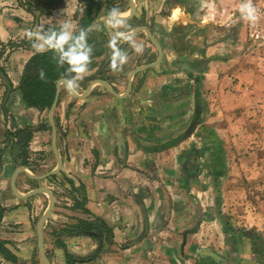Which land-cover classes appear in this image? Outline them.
Returning <instances> with one entry per match:
<instances>
[{
    "label": "crops",
    "instance_id": "obj_1",
    "mask_svg": "<svg viewBox=\"0 0 264 264\" xmlns=\"http://www.w3.org/2000/svg\"><path fill=\"white\" fill-rule=\"evenodd\" d=\"M38 1L0 0V70L11 84L5 99L0 77V264H44L42 216L50 264H258L251 242L236 239L214 212L198 147L193 135L183 137L204 94L216 115L207 120L224 124L227 101L264 73V33L250 35L244 0ZM252 5L262 9L264 0ZM256 18L264 28V10ZM63 20L88 31L93 53L82 78L61 77L53 135L50 107L28 105L19 86L36 53L28 31ZM106 24L115 33L137 30L118 36ZM142 27L161 56L130 77L135 65L120 72L113 63L121 45L130 44L122 60H133L136 41L153 62L159 57ZM164 66L171 68L157 72ZM36 188L51 193L52 207ZM83 223L92 229L79 230Z\"/></svg>",
    "mask_w": 264,
    "mask_h": 264
},
{
    "label": "rangeland",
    "instance_id": "obj_2",
    "mask_svg": "<svg viewBox=\"0 0 264 264\" xmlns=\"http://www.w3.org/2000/svg\"><path fill=\"white\" fill-rule=\"evenodd\" d=\"M37 2L39 1L30 0L32 6H38ZM58 2L59 0H45L41 3L53 5ZM111 3L122 6L127 4V0H111ZM90 25L95 26L94 21ZM100 28L98 23V29ZM124 28L125 26H121V29ZM140 36L147 42L143 30ZM129 45L125 43L116 50L118 57L113 55V63H117L116 67L120 72L132 65L137 68L154 61V55L143 46V41H136L131 45L135 48L133 60H122V55L127 57L124 54ZM105 46L108 45L105 43ZM254 51L253 53H258ZM249 59L251 62L248 63L254 65L255 55L250 54ZM170 68L164 66L162 70L158 68L157 72H165ZM119 78V82L123 84V75ZM254 80L246 94L233 98L232 104L227 101L233 109L231 113L225 114L224 124L209 123L207 117L216 115H211L215 110L209 108L212 101L206 99L208 94H204L203 102L198 105V115L192 119L196 123L191 130L188 128L183 132V137L193 135L190 144L198 147V160L207 176L206 194L214 205V212L219 215L228 232L230 230L232 235L235 234L236 239L247 238L251 242L253 253L261 255L260 259L257 257L259 261L251 263L264 264V73L255 71L252 81ZM207 112L209 115H206ZM216 114L223 113L217 111Z\"/></svg>",
    "mask_w": 264,
    "mask_h": 264
},
{
    "label": "clouds",
    "instance_id": "obj_3",
    "mask_svg": "<svg viewBox=\"0 0 264 264\" xmlns=\"http://www.w3.org/2000/svg\"><path fill=\"white\" fill-rule=\"evenodd\" d=\"M240 10L246 19H254L252 0H244ZM27 38L36 53L53 52L61 66L68 64L70 70L81 78L87 72L93 53L92 46L88 44V31L77 30L70 20L56 24H37L33 30L28 31ZM121 58L125 57L122 55Z\"/></svg>",
    "mask_w": 264,
    "mask_h": 264
},
{
    "label": "trees",
    "instance_id": "obj_4",
    "mask_svg": "<svg viewBox=\"0 0 264 264\" xmlns=\"http://www.w3.org/2000/svg\"><path fill=\"white\" fill-rule=\"evenodd\" d=\"M23 69L19 86L21 97L28 105L39 108L50 107L55 96L57 80L73 73L68 64L61 66L50 51L35 53ZM80 228L79 230L92 229L89 223H83ZM68 264L74 263L70 260Z\"/></svg>",
    "mask_w": 264,
    "mask_h": 264
},
{
    "label": "water",
    "instance_id": "obj_5",
    "mask_svg": "<svg viewBox=\"0 0 264 264\" xmlns=\"http://www.w3.org/2000/svg\"><path fill=\"white\" fill-rule=\"evenodd\" d=\"M131 6H132V5H131ZM132 10H133V6H132V8H131V10H130V13L132 12ZM116 17H117V18H120V19L125 18V17H119V16H116ZM106 27H107V29H108V31H109L110 33H112V34L114 33V34H116V35H118V36H122V35L127 36V35H130V34H133L134 31L137 30V29H134L133 31H131V32L128 33V34H121V33H115V32H113V31L111 30V28L107 26V24H106ZM142 29H144V30L147 32V34L150 36V38L152 39V41H154L156 47H157L158 50H159V57H158V59H157L155 62H153V63H150V64H144V65H140V66H138L134 71L131 72L130 77L133 75V73H134L135 71H137V70H142V69L147 68L148 66H151V65L156 64V63L159 61L160 56H161V49H160V46L155 42V40H154L153 36L151 35V33L149 32V30L146 29V28H144V27H142ZM0 77H1V79H2V81H3V83H4V85L6 86L5 99H7V97L9 96V93H10V91H11V84H10L8 78L6 77V75H5V74L3 73V71H1V70H0ZM61 82H65V79L60 78V79L58 80L57 85H56L55 96H54V99H53L52 104H51V106H50V121H51V125H52L51 130L53 131V135L55 134V130H54L55 125H54V120H53V117H52L51 113H52V110H53V108L55 107V105H56V103H57V99H58V95H59V86H60V83H61ZM130 83H131V79L129 80V83H128V89H129V87H130ZM104 84L107 85V83H104ZM107 88L110 89V90H112L108 85H107ZM195 118H196V117H195ZM195 123H196V122H195V120H194V121L192 122V124L190 125V129H189V130H191V129L193 128L192 126L195 125ZM53 139H54V136H53ZM59 166H60V160H58L57 168H58ZM57 168H56V170H57ZM56 170H55V171H56ZM12 185H13V187L15 188L14 179H13V183H12ZM34 191H44V192H48L47 189H44V188H36V189H34ZM48 194H49V196H50V198H51V205H50V207H52V205H53V198H52V195H51L50 192H48ZM43 219H44V216H42V217L40 218V221H39V229H38V235H39L38 248H39V252H38V253L40 254L41 259L43 260L44 264H50V262L48 261V259H47L46 256H45V254H43V252H44V251H43V234H42V231H41V228H40V225H41V222L43 221Z\"/></svg>",
    "mask_w": 264,
    "mask_h": 264
},
{
    "label": "built area",
    "instance_id": "obj_6",
    "mask_svg": "<svg viewBox=\"0 0 264 264\" xmlns=\"http://www.w3.org/2000/svg\"><path fill=\"white\" fill-rule=\"evenodd\" d=\"M261 10H264V8H255V13H254V19H249V32L250 35L254 38L260 37L262 33H264V28H262L261 23L259 24L256 18V15L258 12Z\"/></svg>",
    "mask_w": 264,
    "mask_h": 264
}]
</instances>
